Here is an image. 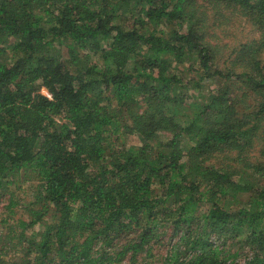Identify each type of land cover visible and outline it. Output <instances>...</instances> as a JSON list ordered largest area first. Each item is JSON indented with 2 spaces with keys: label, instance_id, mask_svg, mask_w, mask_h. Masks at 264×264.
<instances>
[{
  "label": "trees",
  "instance_id": "1",
  "mask_svg": "<svg viewBox=\"0 0 264 264\" xmlns=\"http://www.w3.org/2000/svg\"><path fill=\"white\" fill-rule=\"evenodd\" d=\"M7 196L0 264H264V0H0Z\"/></svg>",
  "mask_w": 264,
  "mask_h": 264
},
{
  "label": "rangeland",
  "instance_id": "2",
  "mask_svg": "<svg viewBox=\"0 0 264 264\" xmlns=\"http://www.w3.org/2000/svg\"><path fill=\"white\" fill-rule=\"evenodd\" d=\"M238 17H234V21H232V25L230 27H228L229 31L227 33L228 35V41L229 42H236V40L239 38H243V35L247 34L248 31L250 30L247 25H245V23H240L241 19H237ZM246 26V27H245ZM243 27H245V31H243ZM220 32V31H219ZM218 32V33H219ZM235 38V39H234ZM58 122H61L60 119H57ZM12 191L15 192V197L13 198V200H18L20 202V205L17 206V208L14 209L16 215L15 218L18 219H28L27 215L24 214V207L27 206L28 203H31L32 201L35 200V198L33 197L34 193L32 190V187L30 186V184L26 183L23 178H19L17 185H13L11 187ZM10 202V196H7L6 199H4L1 203H0V237L6 235L7 230H6V226L3 227L1 225V220L2 219H6L9 216V212L6 211V205H8ZM11 223V222H10ZM44 227H37L36 229H43ZM168 237L165 236L164 241H163V247L160 249L158 247H156V250H159L161 252V255H164L166 249L169 247V243H167ZM242 256L241 259L244 258L245 253L242 252L241 253Z\"/></svg>",
  "mask_w": 264,
  "mask_h": 264
}]
</instances>
